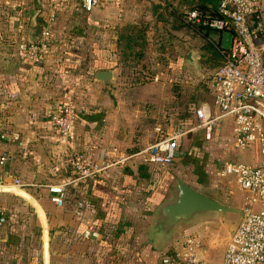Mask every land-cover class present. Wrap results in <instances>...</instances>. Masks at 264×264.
I'll use <instances>...</instances> for the list:
<instances>
[{
  "label": "crops",
  "instance_id": "1",
  "mask_svg": "<svg viewBox=\"0 0 264 264\" xmlns=\"http://www.w3.org/2000/svg\"><path fill=\"white\" fill-rule=\"evenodd\" d=\"M46 1L0 0V154L8 151L11 156L0 164V210L7 216L0 225V264H158L163 252L187 236L200 238L202 257L211 261L222 258L227 241L217 250V243L203 226L213 218L222 222L218 216L180 227L160 252L145 245L152 211L169 197L175 173L162 172L154 181L152 173L157 169L142 164L140 156L123 158L157 141V127L170 131L191 120L190 115L183 116L190 106L181 103V92L174 91L167 72L145 75L122 71L119 41L123 26L128 24L124 22L132 15H153L150 1L131 0L130 9L126 0L111 1L118 3V63L110 52L111 47L116 49V40L112 43L106 36H96L100 30L96 24L108 13L107 1L87 12L81 0H62L55 21L47 26ZM35 14L41 17L42 31L47 27L48 47L39 66L21 62L14 50L17 40L28 41ZM134 22L139 21L130 24ZM113 64H118V74ZM101 69L114 70L112 90L95 80ZM68 99L73 100L78 113L71 140L64 144L50 115ZM228 120L227 136L222 135L220 124L212 142L205 141L201 133L179 141L180 155L175 160L187 155L181 149L187 139L191 148L187 153L193 152L199 163L195 159L193 173L183 167L174 171L202 193L203 188L215 187L211 173L223 152L216 154L217 164L211 167L214 159L208 161L206 153L194 147L219 140L228 144ZM13 129L20 133L21 145L8 138ZM78 152L85 154L87 164L102 170L94 180L80 184L75 195L71 191L63 206H57L46 185L71 173L70 161ZM240 152L252 153V161L246 163L262 161L257 150ZM16 179L23 185L14 186ZM224 187H218L224 195L239 192L233 186V191ZM77 198L87 202L82 219L74 215ZM231 216H227L228 222L233 220ZM84 229L99 231V236L81 239L78 233Z\"/></svg>",
  "mask_w": 264,
  "mask_h": 264
},
{
  "label": "built area",
  "instance_id": "2",
  "mask_svg": "<svg viewBox=\"0 0 264 264\" xmlns=\"http://www.w3.org/2000/svg\"><path fill=\"white\" fill-rule=\"evenodd\" d=\"M62 0L46 1V26L55 21ZM100 1L81 0L82 7L91 12ZM181 21L193 31H229L230 45H217L221 59L219 66L207 81L211 103L203 102L189 110L191 120L176 129L162 131L156 128L159 138L147 147L123 158L140 156L142 164L161 170L172 165L180 155L179 141L190 134L201 133L205 141L214 140L215 130L224 119L231 120L230 144L237 151L257 150L262 157L258 164L217 158L219 166L213 168L215 187H235L244 195L243 217L235 233L228 237L221 262L211 261L199 253L201 240L187 236L160 255L158 264H264V0H217L215 13L200 9H183ZM39 42L19 39L15 45L18 59L31 66L43 63L48 47L47 27ZM77 107L72 99L50 115L53 128L62 143L68 144L77 117ZM8 138L22 144L17 130ZM8 151L0 154V164L10 159ZM85 154L76 153L70 161L71 173L60 181L46 185L50 200L63 206L67 195L80 184L94 180L102 168L85 162ZM212 165L211 167H213ZM16 179L14 186H22ZM87 202L77 198L74 215L85 216ZM7 221L0 210V225ZM81 239L99 236V231L84 229Z\"/></svg>",
  "mask_w": 264,
  "mask_h": 264
},
{
  "label": "rangeland",
  "instance_id": "3",
  "mask_svg": "<svg viewBox=\"0 0 264 264\" xmlns=\"http://www.w3.org/2000/svg\"><path fill=\"white\" fill-rule=\"evenodd\" d=\"M150 4L148 7H152L154 13L152 15L147 16H128L125 24H130V21H139L137 24L145 25V36L140 39V49H144V57L139 60V66L136 68L138 74L145 73V75L156 74L158 72H167L170 75L169 80L171 81V85L175 88L174 91L181 92V103L189 105L187 108V114L190 115L189 110L198 106L200 103L207 102L211 103V95L209 89L207 87V81L211 73L219 66L221 60L219 57V53L217 50V45L220 47L227 48L230 45L231 41V33L228 31H216L209 30L207 37L204 36V32L193 31L189 27L182 24L180 20V14L183 9L189 6H193L196 4H207L211 5L214 0H148ZM108 5V13L103 18L104 21H100L101 24H96L100 27V30L96 31V36L98 37H108L110 42L118 44V3H113L111 1H107ZM128 8L131 7V0H126ZM116 14V15H115ZM136 19V20H135ZM103 22V23H102ZM135 23V22H134ZM105 33V34H104ZM26 39V38H24ZM142 40V41H141ZM18 41V40H17ZM14 44V43H13ZM16 45V43H15ZM111 54L115 53V62L118 63V45L115 49V46L111 47ZM15 50V46H14ZM13 52V50H11ZM189 51H195V60L199 63V71H196L194 67L187 65L185 63V57ZM14 57L13 53L10 54ZM114 57V56H113ZM143 61V62H142ZM145 61V62H144ZM142 63H144L142 65ZM117 65V66H116ZM132 62H122V71L128 72L133 71L131 69ZM112 68L117 67L118 74V64H113ZM171 75L173 77H171ZM184 100V102H183ZM180 103V104H181ZM180 107V112H181ZM183 115V116H184ZM222 135L227 136L229 134L228 126L229 120L224 119L221 122ZM203 143L200 145H196L194 149L199 148L201 153H206L207 160L212 161L214 159L213 165L215 166L216 158L218 157L216 154L218 152H223L221 157H231L238 161L250 162L252 161V153L251 152H239L233 147H230V141L226 144L224 141L220 143ZM181 149L187 155L179 160H175L172 165L169 167H165L162 170H155L152 174L154 175V181L160 177L157 174L165 173L169 170V172L175 173L173 177L178 176L177 172L174 170H178V167H183L182 169L186 170L189 173H193V168L197 167V163L199 160L193 157L192 153H187L191 148L189 147V141L185 139L184 144L181 145ZM198 149V150H199ZM212 153V154H211ZM215 158H213V156ZM259 156V155H258ZM193 157V158H192ZM206 157V156H205ZM261 158V156H259ZM195 159L198 161L195 164ZM216 159V160H215ZM172 177L171 183L174 178ZM179 177V176H178ZM207 183V181H206ZM230 191L234 189L229 187ZM205 194L216 198L217 200L226 203V204H235L234 207L240 208L243 203V193L234 192L232 195L226 193H222L220 188H215L210 185V189L203 188ZM228 192V191H227ZM233 193V192H232ZM232 215V222L236 221L235 214ZM207 222L203 225L206 226L207 233L209 237H212L217 243V250L221 249L220 246H224L225 242L228 239L227 230L224 227L223 222L218 221L217 218L206 220ZM214 252V251H213ZM218 254L217 256H219ZM212 259L213 256L211 255ZM222 258H217L216 262H221Z\"/></svg>",
  "mask_w": 264,
  "mask_h": 264
},
{
  "label": "water",
  "instance_id": "4",
  "mask_svg": "<svg viewBox=\"0 0 264 264\" xmlns=\"http://www.w3.org/2000/svg\"><path fill=\"white\" fill-rule=\"evenodd\" d=\"M42 34L41 17L35 14L28 33V41L39 42ZM195 51H189L185 63L199 71V63L195 60ZM95 80L103 82L113 89L114 70L101 69L96 72ZM228 214H235L236 221L228 222ZM209 216H218L227 225L229 236L233 235L243 217L241 208L227 205L185 183L176 176L169 188V197L162 199L152 211V218L146 230L145 245L148 249L162 251L182 226Z\"/></svg>",
  "mask_w": 264,
  "mask_h": 264
},
{
  "label": "trees",
  "instance_id": "5",
  "mask_svg": "<svg viewBox=\"0 0 264 264\" xmlns=\"http://www.w3.org/2000/svg\"><path fill=\"white\" fill-rule=\"evenodd\" d=\"M216 4H217V0H214L211 3V5L202 3V4L189 6L187 8L185 7L184 9H200L202 11L214 14ZM180 20H181V16H180ZM182 24L185 25L183 22ZM208 31L209 30L205 31L204 36L207 37ZM145 32H146L145 25L143 26L140 23L127 24L124 25L122 28V33L119 41V52L121 54L122 62H127V61L132 62L131 69L133 71H136V68H138L140 64L139 60H141V58L144 57L145 50L140 49L139 41L140 39L144 38ZM143 64L144 63H142V65ZM185 112L187 113L188 111L186 110Z\"/></svg>",
  "mask_w": 264,
  "mask_h": 264
}]
</instances>
